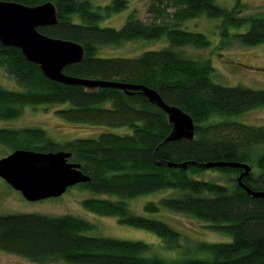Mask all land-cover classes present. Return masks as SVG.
Returning <instances> with one entry per match:
<instances>
[{"label":"trees","instance_id":"1","mask_svg":"<svg viewBox=\"0 0 264 264\" xmlns=\"http://www.w3.org/2000/svg\"><path fill=\"white\" fill-rule=\"evenodd\" d=\"M0 1L54 4L57 24L38 31L84 50L83 60L66 66L65 75L152 89L164 102L190 115L195 125L192 141L164 143L172 126L141 91L87 89L50 81L19 49L0 42V70L21 89L9 91L0 86V121L19 118L27 105L68 104L55 112L68 123L129 129L120 135L104 132L96 138L58 143L41 128H1L0 145L10 153H69L68 161L78 164L90 178L77 186L97 195L82 202L85 210L116 218L121 225L149 231L160 239L150 244L89 235L94 225L74 215L0 214V251L37 264H264V198H255L239 186L241 168L200 167L208 162L245 164L250 172L243 184L264 192V127L234 120L264 108V91L216 84L209 59L195 60L182 52L210 45L204 34L186 28V23L200 18L219 20L221 49L231 43L262 45L264 13L243 15L247 8L243 0H233L231 7L216 0H150L144 18L134 10L121 28H114L102 24L128 9L127 0H111L103 6L93 0ZM163 37L167 48L136 58L99 55L105 47ZM160 162L189 165L171 168ZM204 173H215L219 179L199 178ZM160 192L167 195L157 203H146V213L166 210L188 215L231 240L192 242L169 224L136 214L129 207L130 200Z\"/></svg>","mask_w":264,"mask_h":264},{"label":"rangeland","instance_id":"2","mask_svg":"<svg viewBox=\"0 0 264 264\" xmlns=\"http://www.w3.org/2000/svg\"><path fill=\"white\" fill-rule=\"evenodd\" d=\"M111 0H93L95 5H106ZM128 9L107 19L102 25L121 28L127 16L137 10L140 18L146 15L150 0H127ZM219 4L232 6L233 0H216ZM247 6L243 15H256L264 13V0H243ZM219 20L200 18L186 23L189 31L200 32L210 41L205 49L186 48L182 52L195 60L209 59L214 68L212 81L225 87L243 86L253 90L264 91V44L249 47L238 43H231L220 48L218 34ZM168 47L166 37L159 40H134L120 46L105 47L99 55L106 58H136L147 51H158ZM0 86L9 91H19L20 87L0 70ZM69 105L30 106L23 109L22 115L11 121H0L1 128H41L48 136L58 143H65L74 139L96 138L101 133L111 132L125 134L129 132L126 127L113 128L108 126H90L85 124L68 123L56 116V110ZM239 123L249 126L264 127V108L249 111L235 118ZM10 154V151L0 145V159ZM219 179L215 173H204L199 178ZM167 195L163 192L141 196L129 201V207L134 213L159 219L187 237L192 242L223 243L231 240L230 236L212 232L206 228L201 220L183 214L171 213L162 210L156 214H149L143 210L146 203H157ZM97 195L73 186L59 198H51L37 202H28L22 195L12 189L0 178V214H40L46 216L74 215L88 220L95 229L89 235L116 239L141 240L150 244L160 243V239L149 231L137 229L118 223L113 217H100L85 210L82 202ZM0 264H37L13 254L0 251ZM63 264V263H58Z\"/></svg>","mask_w":264,"mask_h":264},{"label":"water","instance_id":"3","mask_svg":"<svg viewBox=\"0 0 264 264\" xmlns=\"http://www.w3.org/2000/svg\"><path fill=\"white\" fill-rule=\"evenodd\" d=\"M57 11L53 3L26 6L15 2L0 1V42L6 47L17 48L25 59L38 65L50 81L64 85L82 86L87 89L113 88L123 91H141L142 95L158 109L162 110L172 126L166 141H192L195 125L190 115L177 106L169 105L154 90L116 82L80 79L63 73L66 66L79 63L84 58L83 48L73 42L53 39L38 31L40 27L57 24ZM70 154L59 151L38 153L15 150L0 159V178L12 189L19 192L28 202L59 198L68 188L85 184L90 178L83 174L79 165L68 161ZM171 168L187 169L189 163L160 162ZM193 165H196L193 163ZM204 169L241 168L244 171L237 182L245 192L253 197L264 198V192H254L242 180L250 172L245 164L208 162L200 165Z\"/></svg>","mask_w":264,"mask_h":264}]
</instances>
